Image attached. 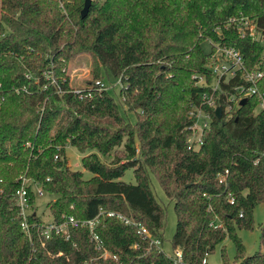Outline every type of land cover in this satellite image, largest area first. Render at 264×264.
I'll return each mask as SVG.
<instances>
[{"label":"trees","instance_id":"1","mask_svg":"<svg viewBox=\"0 0 264 264\" xmlns=\"http://www.w3.org/2000/svg\"><path fill=\"white\" fill-rule=\"evenodd\" d=\"M83 4L0 0V264H173L161 245L117 215L146 225L162 243L165 208L150 173L174 201L171 245L181 250L182 264H201L226 236L236 253L229 260L222 250L221 264H264V223L261 249L252 254L236 232L253 226V209L264 202L258 96L230 114L214 113L201 145L187 146L188 113L205 87L193 75L208 78L215 60L213 42L208 52L201 47L205 38L238 48L246 68L262 70L258 89L264 96V43L230 21L247 16L264 35V0H91L82 17ZM79 51L90 53L94 78L103 67L124 82L119 93L137 113L135 122L106 88L70 85L66 61ZM240 79L238 73L222 87L231 91ZM226 96L221 92L217 102L223 106ZM67 143L81 151L96 148L81 156L91 177L69 167ZM121 143L123 155L109 163L97 154ZM128 167L134 182L121 178ZM25 178L31 206L33 183L51 196L46 205L53 220L97 215L95 230L111 255L103 258L85 227H70L68 238L39 235L35 209L28 214V236L17 196Z\"/></svg>","mask_w":264,"mask_h":264},{"label":"built area","instance_id":"2","mask_svg":"<svg viewBox=\"0 0 264 264\" xmlns=\"http://www.w3.org/2000/svg\"><path fill=\"white\" fill-rule=\"evenodd\" d=\"M231 22H234L236 27L244 32L249 33L252 36L264 38V35H260L257 32L256 24L251 21L247 16H241L239 18L231 17ZM214 57L217 58L213 63L209 64L211 78L208 80L207 76L202 74H194L197 78V83L205 86L199 97V103L192 106L189 110L191 114V130L197 131L198 135L193 139H187V146L191 149H197L202 143V133L204 129L209 128L214 109L217 105L222 108V114H230L234 105L240 104V100L243 97L248 99V96L256 94L258 101L255 106L256 109L264 108V96L258 89V81L263 75V71L259 69H248L245 66L244 57L240 50L232 45H226L219 42H214ZM239 73L241 78L238 83L233 86L231 91L225 90L222 87V82L228 83L230 79ZM96 87L102 89L104 83L97 80ZM227 96L222 101L223 106L217 102L219 94L224 92ZM90 92L87 93V95ZM218 94V95H217ZM221 99V98H220ZM227 171V169H226ZM220 173L218 176L220 177ZM223 175V174H222ZM222 176L220 180H222ZM35 193L37 195L43 194V189L37 183H34ZM28 183L23 180L22 185L17 189L19 214L21 215V227L31 237L32 226L28 221V214L32 211L31 204L28 196ZM230 202H233V198H230ZM109 215H113L114 211H108ZM120 219L126 223H134L137 226V232L143 238H149L150 241L156 245H161V241L158 237L153 236L146 225L141 222L133 221L124 215L117 214ZM97 215L93 217H77L73 214H66L61 221H55L50 219H41L37 223V229L39 235L49 238L52 234H64L65 238H68L70 227H85L88 229L90 238L94 241L96 249L102 250L101 255L103 258L110 256V251L104 246L103 241L99 234L95 230L97 223ZM62 252L59 251L58 254ZM115 258V255H112ZM173 264H182L181 250L176 247L173 253L170 255ZM201 264H207V255L203 256Z\"/></svg>","mask_w":264,"mask_h":264},{"label":"rangeland","instance_id":"3","mask_svg":"<svg viewBox=\"0 0 264 264\" xmlns=\"http://www.w3.org/2000/svg\"><path fill=\"white\" fill-rule=\"evenodd\" d=\"M83 4V0H82ZM264 43V38L261 39ZM214 43L209 38H205L201 42V47L205 52L210 51L211 43ZM214 54V53H213ZM215 60L217 58L215 57ZM214 60V61H215ZM213 63V62H211ZM209 63V64H211ZM91 66H92V58L88 51H79L73 53L71 57H69L66 61V71L69 75V82L73 88L92 84L95 85L97 80H100L104 83L103 88H106L109 94L113 96L115 101L118 103V108L120 112L126 117L129 121L135 122L137 113L134 110H129L123 103V100L120 96V88L123 86L124 82L121 81L119 77L114 76L110 72H107L103 67H101V74L98 75L97 78H94L91 73ZM48 70L43 72L44 75L52 76V73H48ZM211 75L208 76V80H210ZM189 118H191V114L188 113ZM198 135V132L189 131L187 135V139H193L195 136ZM126 137L124 136L123 139ZM138 144V143H137ZM123 143L120 145L113 146L111 150L105 154L100 153L99 151L97 154L99 157L105 161L106 163L111 162L114 160L115 157L123 155ZM96 151V148H85L83 151L78 149L76 146L71 145L69 143L65 146V154L66 160L69 167L72 169H79L82 171V175L84 178H89L93 175V172L84 168L81 163V156L90 152ZM121 178L125 181L134 182V174L133 168L128 167L125 169ZM25 181L30 184V180L25 178ZM151 189L158 200L165 208V219H164V228H163V241L161 243V247L163 250L171 255L173 253V248L171 245V237L175 230L176 226V214L174 211V201L170 199L166 193L163 191L161 186L159 185L156 178L150 173L149 178ZM36 185L33 183V189H35ZM50 195L43 192L42 195H37L35 203L32 204L31 208L35 209L36 212L39 214L40 218L43 220H47L51 218V214L49 211L46 202L50 199ZM264 223V202H260L256 204L253 209V226L251 228L248 227H237L236 232L241 237V240L245 247L246 254H252L257 250L261 249V242H260V225ZM222 250L225 251L227 258L232 260L236 253L235 246L233 241L229 236H226L223 241L218 243L215 248L207 254V264H221V252ZM111 255V252H110ZM114 258V256H112Z\"/></svg>","mask_w":264,"mask_h":264},{"label":"water","instance_id":"4","mask_svg":"<svg viewBox=\"0 0 264 264\" xmlns=\"http://www.w3.org/2000/svg\"><path fill=\"white\" fill-rule=\"evenodd\" d=\"M90 2L91 0H84V4L80 10V15L83 17L87 14L88 12V9H89V6H90ZM246 101V97H243L241 100H240V104H243L244 102ZM214 113L217 117H220L222 115V108L220 105H217L214 109Z\"/></svg>","mask_w":264,"mask_h":264}]
</instances>
